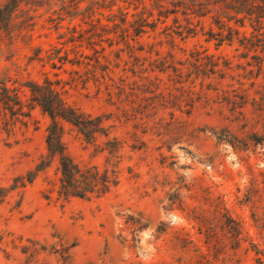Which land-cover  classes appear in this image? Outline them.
<instances>
[{
	"label": "rangeland",
	"instance_id": "obj_1",
	"mask_svg": "<svg viewBox=\"0 0 264 264\" xmlns=\"http://www.w3.org/2000/svg\"><path fill=\"white\" fill-rule=\"evenodd\" d=\"M75 1L22 6L12 36H0V264H264V55L259 65L236 40L216 46L205 18L174 49L162 29L134 55L103 41L95 49L107 62L96 64L99 53L79 40L112 39L110 13L121 7L132 20L150 0H97L112 6L88 17L89 1L77 15ZM196 55L224 70L225 93L213 91L218 80L201 84L208 68L193 65ZM45 78L101 120L91 143L62 123L77 165L117 177L101 197L58 198L57 157L23 185L47 160L50 121L26 88Z\"/></svg>",
	"mask_w": 264,
	"mask_h": 264
},
{
	"label": "trees",
	"instance_id": "obj_2",
	"mask_svg": "<svg viewBox=\"0 0 264 264\" xmlns=\"http://www.w3.org/2000/svg\"><path fill=\"white\" fill-rule=\"evenodd\" d=\"M88 1L87 17L95 14L97 9H110L112 6H102L97 0ZM35 2L37 0H0V36L11 37L14 16L18 10L22 6H31ZM81 2L82 0L75 1L72 5L71 10L76 15L79 13ZM139 6L141 11L132 14V20L127 19L128 13L124 12L121 7H117L115 12L109 10L111 12L110 20L107 21L112 23L114 30L111 32L114 35L112 39H104L102 35H97V41L91 40L90 37L85 38L83 42L79 40V45L85 43L96 54L99 53V56L95 58L96 64H100V59L107 62L103 54L104 48L101 47L100 51L95 49V46H99L103 41H108L109 47L116 46L118 48L116 50L117 55H120L123 50L134 55L136 51H143L140 40L145 35L155 34L158 29H162L158 35L163 34L166 43L171 49H174L177 46L176 37L184 40L190 35L195 36L196 28L201 25V21L205 18H211L217 27V31L215 33L212 30L206 32L209 40L216 41V46L223 43L232 44L236 40L239 47L244 51L255 53L259 59L257 63L261 65L260 56L264 55V0H150V5L139 3L138 6H134V10ZM170 18L173 24L171 26L167 24V20ZM179 18H182L183 26ZM194 20H196L197 25H194ZM105 26L99 23L101 30H104ZM156 45L162 46V42H157L151 46ZM167 56L169 60L162 59L159 61L162 66H165L163 69L169 68V65L174 62L172 54L168 53ZM193 61V65H196L197 68H208L205 72L202 70L201 75H198L199 77L197 76L201 79V84L208 80L207 86H210V83L215 84L213 82L218 80L219 82L215 84L217 88H214L213 91L217 95L225 93L219 89L220 82L225 76L224 70L220 69L218 64L212 60L204 62V59L198 55L194 57ZM26 88L30 93L32 103L48 116L50 122L45 137L47 160H43L36 166L34 172L27 174L23 185L30 184L39 172L49 166L50 158L57 157L59 168L58 198L64 201L70 198L88 200L93 196L101 197L108 193L117 184V177L114 172L112 174H109L107 170L101 172L95 166L80 167L66 153L62 141L64 132L62 123L64 122L76 128L87 143L93 142L98 134L104 133L100 118H92L68 104L64 98V93L58 88V84L47 78L41 84L35 81L28 82ZM232 107L233 113L240 109L236 102H232ZM221 137L216 136V139L220 141ZM107 144L109 145L110 142Z\"/></svg>",
	"mask_w": 264,
	"mask_h": 264
}]
</instances>
